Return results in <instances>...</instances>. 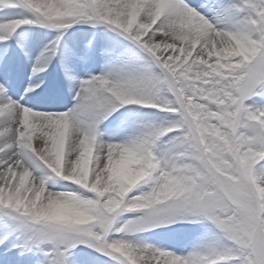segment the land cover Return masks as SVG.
<instances>
[{
    "label": "snow or ice",
    "instance_id": "snow-or-ice-1",
    "mask_svg": "<svg viewBox=\"0 0 264 264\" xmlns=\"http://www.w3.org/2000/svg\"><path fill=\"white\" fill-rule=\"evenodd\" d=\"M0 262L264 264V0H0Z\"/></svg>",
    "mask_w": 264,
    "mask_h": 264
},
{
    "label": "rangeland",
    "instance_id": "rangeland-1",
    "mask_svg": "<svg viewBox=\"0 0 264 264\" xmlns=\"http://www.w3.org/2000/svg\"><path fill=\"white\" fill-rule=\"evenodd\" d=\"M49 80H50V82H53V83L54 82H57L59 80V73H58V71L53 70L52 73H51V75L49 76ZM23 86H26V85H22L21 87H23ZM0 264H2V262H0Z\"/></svg>",
    "mask_w": 264,
    "mask_h": 264
}]
</instances>
